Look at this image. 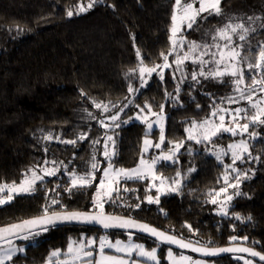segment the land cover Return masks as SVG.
Returning <instances> with one entry per match:
<instances>
[{
  "label": "trees",
  "instance_id": "obj_1",
  "mask_svg": "<svg viewBox=\"0 0 264 264\" xmlns=\"http://www.w3.org/2000/svg\"><path fill=\"white\" fill-rule=\"evenodd\" d=\"M87 3L88 0H0V183L18 182L29 168L37 164L43 135L53 133L60 135L62 140L76 139L81 134L78 132L89 125L85 121V109H89L90 99L114 105L122 103L129 85H132L142 99L135 100L130 108L145 103L153 107L161 105L162 96L169 89V86L163 88L161 85L149 89L150 81L141 88L139 72L138 78H134L129 75V70L140 65L137 50L148 66L159 64L160 53L168 51L174 0H104L79 15L67 16L68 10L75 13L77 5L86 6ZM220 6L224 10L223 16L202 15L205 22L202 25L203 19H198L193 29L201 26L211 33L229 22L255 28L247 42L235 38L237 43L245 45L242 54H247L249 45L255 49L258 43L264 42L262 20L253 22L248 19L264 17V0H222ZM193 29L188 39L197 40L195 36L203 29L192 33ZM241 66L245 76L249 77L247 82L251 83L252 73L246 65ZM223 80L225 82L200 79L191 90L195 97H184L183 107L172 111L170 124L174 122L181 127V120L183 125L189 120L203 119L213 108L229 106V96L237 98L236 103H231L234 107L251 113L245 107L248 102L240 100L239 93L233 91L231 78L224 77ZM81 90L87 95L82 97ZM131 116L126 112L124 117ZM254 128L258 135L249 145L251 156L244 159L251 160L256 156L260 158L259 163L251 180L242 186L243 195L233 201L229 212L241 215L244 220L220 218L204 205L203 191L215 183L216 173L220 171L215 159H207L210 166L202 167L206 173L195 174L192 183L180 194L164 195L154 205L145 203L146 196L152 194L151 190L149 194L147 191L148 181L121 182L120 194L124 201H107L104 211L148 223L193 243L199 241V244L206 245L211 241L209 247L243 243L264 254V124ZM141 130L142 126L133 122L113 131L116 155L112 162L115 167L131 168L138 162L143 140ZM173 134L170 128L166 131L169 138ZM182 137L183 134L177 136ZM90 140L89 137L86 141H78L74 146L54 143L47 149L46 158L63 162L61 164L68 165L69 171L86 172ZM219 140L225 146L231 139L221 136ZM214 142L220 144L218 140ZM105 165L101 162L99 168L102 170ZM95 176L97 179L92 187L73 190L71 195L65 191L66 186L70 187L69 179L61 174L46 180L47 190L38 186L32 195L16 196L12 202L0 206V227L39 215L42 206L50 204L52 198L59 199L67 210L93 211L92 199L101 171ZM124 186L134 191L124 192ZM188 191H194L195 197L189 196ZM136 204L140 205L139 208L135 207ZM54 207L59 210V206ZM249 216L250 221L246 219ZM185 225L195 232L194 237L187 234ZM104 233L124 237L119 232L95 228L58 227L40 236L38 245L28 241L24 245L25 251L13 257V262L5 264H45L52 250H65L70 240H79L82 236L96 239ZM133 236L147 247H159L160 264H167L163 246ZM233 236L239 240L229 242ZM211 261L215 264H245L231 256ZM252 264L258 263L252 261Z\"/></svg>",
  "mask_w": 264,
  "mask_h": 264
},
{
  "label": "snow or ice",
  "instance_id": "obj_2",
  "mask_svg": "<svg viewBox=\"0 0 264 264\" xmlns=\"http://www.w3.org/2000/svg\"><path fill=\"white\" fill-rule=\"evenodd\" d=\"M104 0H88L86 6L77 5L75 13L73 10L67 11V16L72 17L74 14L79 15L82 12L92 9L99 3H103ZM199 7H196V4ZM221 0H174V5L171 14V27H170V49L167 52H161L160 56L164 60V64H156L154 66H148L144 64L143 58L139 50H137V58L140 60V65L138 68L139 78L141 81L140 87L143 88L147 84V76H151L152 73L156 72L158 68L161 69V79H163L162 69L168 68L170 66L169 56L177 52V48L183 52V55L177 54L175 60L172 61L177 66L178 71H182V66L185 61L189 59L192 60L194 64L198 63L200 68L199 71H194L191 74L192 81L199 83L198 76L204 77L205 79H218L220 82H225L224 77H230L232 84L234 85L233 91L239 93V99L245 100L254 109L252 114H249L244 108H236L234 111L228 114L232 116L230 122H225V116L221 115L220 112H227L225 109H216L211 113L212 117H217L220 123H216L214 120L205 117L203 120L197 121L192 120L190 125L184 129L186 133V138L188 141H193L195 144H201L202 142H212L213 137L218 136L221 132H230L233 136L237 135V132L241 135L247 133L249 128L256 123L264 124V96L260 99L254 97V93L259 91V93H264V42L257 44L255 49L248 46L247 54H242L245 51L244 43H237L234 37L238 38L240 42H247L249 34L256 31L244 23H226L222 27H218L212 34V44L208 43H197L194 41H187L183 35V28L192 29L194 25L198 24V19L203 18V13H208L209 15L223 16L224 10L221 8ZM109 7H113L109 5ZM250 21H255L256 19H261V27L264 28V17H249ZM23 31V29H19ZM218 41H223V44ZM215 48L216 51H210L211 48ZM205 57H210V59H205ZM241 65H246L247 69L252 73L250 76L251 83H248L249 77L245 76L244 68ZM137 69H130L129 75L135 74ZM129 94H132L138 89H134L132 85L128 88ZM177 94L180 89L177 87ZM80 95L86 96L87 94L81 90ZM171 96V94L166 93V97ZM127 99V97H125ZM176 99V97H173ZM228 102L236 103L237 98L233 96L227 97ZM93 105L97 109H103V111H108V104L97 103L92 101ZM132 101L129 100L128 104ZM125 104L123 107H128ZM199 107V105H198ZM147 109V113L144 115L138 114L136 119L140 120L141 123L146 124V131L144 133L143 144L141 147V158L136 167L131 169L116 168L112 162V157L116 155L114 150L115 141L112 136H107L104 141V157L109 161L108 166L102 169L103 175L99 179V183L96 185V191L93 194L92 204L93 212L80 211V210H67L66 207L61 204L59 199L52 198L50 204H45L42 206V211L39 215L24 219L18 223L11 224L7 227H0V240L7 239V243L10 245L7 248H0V264H5L6 261L13 262V257L18 253H23L25 249L23 247H12V239L8 237H15L16 239L31 241L35 244H39V237L43 234L57 229L60 225L75 223V224H96L105 230L111 228H137L141 232H146L151 236L155 237L160 243L175 244L181 249H189L193 252L201 253L204 256H216L221 252H245L252 257H259L260 261H264V255L254 251L251 248H211L208 245H200L199 241H184L182 239H177L175 236L167 235L163 231H158L155 228H151L146 224H138L131 218H123L120 216L108 214L104 211V204L106 201H111L115 203L116 200L124 201V197L120 194L121 180H143L150 177L153 183L149 184L148 190L155 187L157 195L153 197L152 195H147L146 199L149 204L159 203L160 195L167 193H180L182 188V173L177 170L175 177H164L163 175H158L156 171V165L159 161H172L173 163H178L177 153L180 148L184 146L185 141L180 140L178 142L168 141L171 145L169 150L164 153L162 152L159 156L152 157L151 160H146L144 154L148 152L149 148L160 149L161 145L165 143L164 135V105L160 106V112L153 111V107L149 103H145L141 112ZM123 108H121V111ZM87 111V109H85ZM89 117L95 119L92 113H88ZM150 116L156 117V124L160 126V142L153 143L149 139V134L153 129V121L149 119ZM118 114H114L110 117V120L115 122L118 119ZM240 121H248L245 123H240ZM101 127H107L103 121H100ZM127 123V121H125ZM229 124L235 125V127H230ZM120 125H116L119 127ZM255 137V133L250 134ZM45 140L57 139L59 142L64 144H77L78 141L87 139L86 133H81L76 139L62 140L59 137H53L47 135L44 137ZM109 141H111V148L109 146ZM100 140L93 141V144L100 143ZM229 151L232 154V165L225 166V174L222 176L225 187L220 188L215 192L211 199V203L216 204L217 197L221 194H226L228 188H233L236 191L233 194H227L224 200L221 202L220 211L224 215H228L227 207L228 202L233 200V195L239 196L243 195L239 191L240 183L242 179L248 178V174L245 171H241L233 165L237 161H244L245 154L251 156L249 152L248 144L246 141L241 140L239 143H230L227 145ZM188 152L190 155H194L193 149L189 148ZM225 154L222 150H218L215 155L217 160H221V156ZM252 159L259 160V157H253ZM49 161L45 160L44 164H48ZM55 164V161H52ZM63 163V162H60ZM90 170L86 171L85 174L80 175L75 171L69 172L65 169V174L69 175V186L65 187V191L72 194L73 190H81L85 188L92 187L93 182L97 179L95 172L101 171L98 166L96 156L93 155L89 161ZM231 172L236 173L232 180L235 182H230L228 169ZM59 169L57 167H42L40 172L36 170L35 167L29 168L27 173L24 174L23 178L19 183H0V206L10 203L14 200L16 196L21 195H32L37 190V182L42 181L44 177H51L57 174ZM190 172L195 171L194 167H190ZM30 173V175H28ZM42 173V174H41ZM155 181H159L156 184ZM59 187V185H57ZM124 192L134 191V189H129L127 186L123 188ZM47 199V195H46ZM59 206V210L56 207ZM131 207V205H127ZM139 204L135 207L139 208ZM99 209L98 212L95 210ZM236 220H244L245 218L240 215L235 216ZM251 220L249 216L246 218ZM246 240L247 237H244ZM231 241L237 240V237L233 236L230 238ZM96 241L93 239L72 241L70 240L67 245V250L61 252V250H53L50 252L49 256L46 258L45 264H141L140 259L144 261L151 262V264H159L157 259V249L152 248L151 250H145V246L140 243L132 242V236H128V242L125 243L117 239L114 243L110 242L107 236L99 237L98 247H94ZM106 249L111 250L116 253V255H109L106 253ZM168 259L171 264H203L201 261H192L191 257L181 255L177 260L173 256L171 250L168 251ZM245 264H252L251 260H246Z\"/></svg>",
  "mask_w": 264,
  "mask_h": 264
},
{
  "label": "rangeland",
  "instance_id": "obj_3",
  "mask_svg": "<svg viewBox=\"0 0 264 264\" xmlns=\"http://www.w3.org/2000/svg\"><path fill=\"white\" fill-rule=\"evenodd\" d=\"M173 5H174V3H173ZM173 5L171 7V14H172ZM195 6L199 7V4L197 3ZM207 14L208 13H203L202 15H207ZM204 18L205 17L202 18L203 19L202 22H201L202 25L205 22ZM222 26H220V27H222ZM170 27H171V24H170ZM193 28H194V26H193ZM192 29H187L186 27L183 28V35H184V37H185V39L187 41H194V42L201 43V44L202 43H208V44H212L213 43L212 34L215 32V30L213 32H211V33H208V31H206L204 28H201V26L196 27L195 29H193L192 33H196L200 29H203V31L199 32L195 36L197 40H193V39L190 40V39H188V34H189V32ZM169 36H170V29H169ZM235 38L236 37H234V40H235ZM218 42L223 44V41H218ZM170 47H171V45L169 44L168 50L170 49ZM210 51L215 52L216 49L213 47V48L210 49ZM177 54L183 55V52L180 50V48H177V52L173 53V55L169 56L168 59H169L170 66L168 68L162 69L163 79H161V69L160 68H158L156 72L152 73L151 76H147L146 75L147 82L150 81L149 89L150 88L151 89H156V88L159 87L158 85H161V87H163V88L169 86V89L165 91V94L162 96L163 99L161 101V105H164V117L165 118H164V121H163V126H164L165 143H163L161 145L160 149H156L154 147L149 148L148 152L144 154V158L146 160H151L152 157L159 156L162 152L166 153L169 150V148L171 147V145L168 144V141L178 142L180 140H184L185 141L184 146L181 147L179 152L177 153V159L179 161L178 163H173L172 161H159L157 163V165H156L157 174L158 175H163L164 177H175L177 170L181 171L183 179H182V188H181L180 193L183 191V189L188 184L192 183V179H193L195 174L200 173V171H202V173H206L205 170L202 169V167L203 168H207V166H210V164L208 163L207 159H212V160L215 159L214 160V161H216L215 164L218 165L220 171L218 170V172L216 173V177H215L216 181H215V183L212 186H210L209 189H207L206 191H203V193H204L203 197H205L204 205H207L212 210V213L214 215L220 217V218L229 219L228 217H230L231 220L237 221L235 219V216L237 214H234V213H232V214L230 213L229 214V212L231 210L233 201L236 198L240 197V195L239 196L233 195V200L228 202V207H227L228 215H224L220 211L221 202L224 200V197L227 194H233L236 191L235 189L228 188V192L226 194H221L220 197H217V201L218 202L216 204H213L210 201H211V199H212V197H213V195L215 194L216 191H218L220 188L226 186L224 184L222 176L225 174V166L226 165H232V159H233L231 151L228 150L227 145L230 144V143H239L241 140H243V141L247 142L248 148H249L250 143L255 138V137H252L250 134L251 133H255L256 135H258L254 131V129H255L254 127H257L260 123L253 124L249 128V131L247 133H244L243 135H241L239 133V131L237 132V135H235V136H233L230 132H221L218 136L213 137L212 142H202L201 144H195L193 141H188L187 138H186V133H185L184 129L190 125L192 120H189V121L185 122L183 125H182L183 120H181V122H180L181 127H179V125L175 124L174 122H171V124H170L169 119L173 118V114H172L173 110H176V109H179V108L183 107L182 100L184 99V97L189 96V97H191V99H193L195 97V94L192 93L191 90H194L198 83L195 82V81H192L191 74L194 71L198 72L200 66H199L198 63L194 64L192 62V60L189 59L188 61H185L184 65L182 66V71L176 70L177 66L174 63H172V61L175 60ZM205 59H210V57H205ZM159 64L160 65L164 64V60L162 58H161ZM154 65H156V64H154ZM154 65H152V66H154ZM134 68L137 69V71L135 72V74H132V75H133L134 78H138L137 77V72H139L138 71L139 67L137 68V66H136ZM200 79H204V77L198 76V81ZM229 79H230V77H227V80H229ZM177 87H179V89H180L178 94H177V91H176ZM166 93L171 94V96L166 97ZM144 94L145 93H143V95ZM137 95H138L137 91L132 93V94H129V91H128L127 99L124 98L123 100H121L122 103H118V104H115V105L111 104L109 102H102L101 100L96 99V98L90 99L89 101L87 100L89 109L85 112V119H86L85 121L89 125H87V127H84L83 131L78 132V135L80 133H86L87 134V139H85L84 141L88 140L89 137L91 139L90 142H89V144L91 146V148H90L91 152L87 155L88 156V159H87L88 161H87V164H86V166H87L86 170L87 171L90 170L89 161L91 160V157L93 155L96 156V159H97V162H98V166H100L101 162L106 164L102 169H104V168H106L108 166L109 161L105 159L104 154H103L104 153V141L106 140L107 136H112L113 140L115 141V145H116L115 134L113 133V131L116 130V129L121 128V126H123V125L125 126V125L131 124L133 122H136L138 125L142 126V130L140 131V133L143 135L142 139H144V133L146 131V124L145 123H141V121L136 119V117H137L138 114L144 115V114L147 113V109H144L143 113L141 112V109L143 108V106L145 104H143L141 106L137 105V106H135V108L134 107L130 108V105H133L135 100L142 99V97L137 96ZM262 96H264V93H259L258 90H257L256 93H254V97L256 99H260ZM173 97H176V99H173ZM93 100L95 102H97V103L108 104L109 110L105 112V111H103V109L95 108L93 103H92ZM129 100L132 101L131 104H128ZM166 101H168V104H165ZM123 103L124 104H128V107H123V110L121 111L120 107L123 105ZM157 106L158 105H154L153 106V111L158 113V112H160V106H158V107ZM245 107L251 111V113H249V114H252L254 112V109H252V107L249 105V103H247V105H245ZM128 108H130V109L126 110ZM223 108H224V106H217V107L213 108L211 110V112L206 117L209 118V119L214 120L217 124L220 123V121H219V119L217 117H212L211 116V113H212L213 110L223 109ZM236 108H238V107H234L233 104H229V106L224 108L225 110H228L227 112H223V111L220 112L221 115L225 116V122L226 123L230 122L232 120V116L229 115L228 113L234 111ZM89 112L92 113V115H93V117H95V119L89 117V115H88ZM126 112H128V114H132V116L125 118L124 116H125ZM114 114H118V117H119L115 122L110 120V117L112 115H114ZM149 119L151 121H153L154 123H153V129H152L151 133L149 134L151 136H149L148 138L151 139L153 141V143H159L160 142V126H159V124L155 123V121H156V117L155 116H150ZM203 119H200V120H203ZM262 119H264V117H262ZM193 120H196V119H193ZM200 120H197V121H200ZM100 121H103L104 124L107 127H101ZM125 121H127V123H125ZM245 122H248V121H240V123H245ZM116 125H120V126L116 127ZM229 126L230 127H235V125H233V124H229ZM169 128L171 129V131H174V134L171 135L172 138H169L166 135V131ZM177 131H178V133H177ZM181 131H183V132H181ZM109 132H111L113 134H110ZM93 133H95V134L93 135ZM179 134H183V137L182 138H177V136ZM50 135L53 136V137H59L61 139L60 135H53V133H51ZM118 135H120V133ZM45 136H47V135H43L40 138V142H41L40 143V150H38V152H37L38 154H40V157L38 158L37 164L34 165L33 167H35L38 172H40V169L42 167H48V168L57 167L59 169L55 176L44 177V179L42 181L37 182V189H38V186H41L40 188L47 190L48 188L46 187V184H45L46 180L55 178L57 176H60L61 174L66 179H69V175L65 174V169L68 170L69 166L68 165L63 166V164H61L59 162H56V161H55L56 163L53 164L52 160L46 158L47 149H49V147L51 145H53L54 143H58L60 145H64V143L59 142L57 139H53V140H50V141L45 140L44 139ZM221 136H227V138L230 137V139H231L230 142H228V144H226L225 146H222V144H221L222 142H220L222 140H219V138ZM96 140H100L101 142L98 143V144H93V141H96ZM216 140H218L220 142V144L219 143H215L214 141H216ZM108 143H109V146H110V150H112L111 141H109ZM142 144H143V140H142V143H141V146H140L139 160L141 158V147H142ZM98 145H101V146L98 147ZM78 147H80V145ZM189 148L193 149L194 155H190L189 154V152H188ZM218 150H222L223 153H225V154H223L221 156V160H219V161L217 160L216 155H215V153ZM246 157H249V156L247 154H245L244 158H246ZM254 157H256V156H254ZM112 159H113V157H112ZM45 160L49 161V163L46 164V165L44 164ZM139 160L131 168L136 167L138 165V163H139ZM258 163H259V160H255V159H253V160L252 159L251 160H249V159L245 160L244 159L243 162L242 161H237L236 164L233 165V167H236L237 169H239L241 171H245L248 174V178L242 179V181L240 183V187H239V191L240 192H241L242 186L246 182L251 180V176L254 174L255 169L258 166ZM204 165H206V166L204 167ZM190 167H194L195 171L190 172L189 171ZM116 168H121V167H116ZM131 168H125V169H131ZM71 171H75V170H71ZM71 171H69V172H71ZM78 174L83 175V174H85V172H82V173L79 172ZM95 174H96V172H95ZM28 175H30V173H28ZM102 175H103V172L101 170L100 178L102 177ZM228 175H229L230 182L234 183L235 181L232 180V177H234L236 175V173L231 172V169L229 168L228 169ZM19 181L15 182V183L18 184ZM124 181L125 180H121V182H124ZM127 181H131V180H127ZM138 181H140V183H141V181H148L147 191H148V194H149V190H148L149 184L153 183V181H151V178L148 177V178H145L143 180H138ZM98 183H99V181L97 182V184ZM155 183L159 184V181H155ZM150 190L152 191V194H149V195H152L153 197H155L157 195L156 188L153 187ZM173 193H174V195L175 194H180V193H176V192H172V193L165 192L164 194H161L160 197H162L164 195H168V194H173ZM205 193H206V196H204ZM187 194L189 196H191V197H195L194 191H188ZM145 203L149 204L147 202V199H145ZM154 204H157V203H152V205H154ZM91 210H93V207L91 208ZM95 211L98 212L99 209H96ZM185 228L188 231V233H187L188 235H190V236L195 235V232L191 229V227L189 225H185ZM122 234L124 235V237L121 236V235L113 236V235H111L109 233H104V234L98 235V237L96 239L93 236H90V237L82 236L79 240H75V241L93 239L94 241H96V244L94 245V247H98L99 237H101L102 235L103 236H107L108 240L110 242H112V243H114L117 239L127 243L128 242V236L131 235L132 236V242L140 243V244L144 245V243L141 240H135L134 236L132 234H124V233H122ZM192 237H194V236H192ZM238 240L239 239H237L235 241L229 240V242H236ZM27 242L28 241L20 240V239H16L15 238V239H12V245L11 246L12 247L19 246V247L25 248L24 245ZM9 246L10 245L7 243V241H4V242L0 243V248H7ZM152 248H156L157 249V259L159 260V264H160V258H159V254H158L159 253V247H155L154 246V247L150 248V247L145 246V250H151ZM66 250H67V246H66L65 250H63L61 252H64ZM169 250L170 249H166L165 248V260L167 261V264H171L170 260L168 259V255H167ZM105 251L109 255H116V253L112 252L109 249H106ZM172 253H173V256L177 258V260L179 259V257L181 255H183V256L191 257L192 261H201V262H203V264H215L211 260H202V259H198V258H195V257H192V256H188L186 254L176 253L174 251H172ZM18 254H20V253H18ZM232 257H233L234 260H237V261H240V262H243V263H245L246 260H250V259H247V258H242V257H237V256H232ZM133 258L134 259H140L141 260V264H151V262L144 261L142 258H136V257H133ZM7 262L8 261H6L5 263H7Z\"/></svg>",
  "mask_w": 264,
  "mask_h": 264
},
{
  "label": "water",
  "instance_id": "obj_4",
  "mask_svg": "<svg viewBox=\"0 0 264 264\" xmlns=\"http://www.w3.org/2000/svg\"><path fill=\"white\" fill-rule=\"evenodd\" d=\"M87 212H93V211H87ZM120 217H123V216H120ZM123 218H130V217H123ZM131 219L134 220L138 224H146V225H148L151 228L157 229L158 231H163V230H160V229H158V228H156V227H154V226H152V225H150L148 223L141 222V221L135 220L133 218H131ZM16 223H18V222H16ZM10 225H5V226H2V227H7V226H10ZM59 227H88V228L99 229V230L104 231V232H119V233H124V234H132V235H136V236H139V237H143V238L149 239V240H151V241L163 246L166 249H170L172 251H177L179 253L186 254L188 256H192V257H195V258H198V259H202V260H218V259L226 257V256H231V257L232 256H237V257H243V258L250 259V260H252V261H254V262L258 263V264H264V261H260L259 257H252L248 253H245V252L230 251V252H221V253H219L216 256H204L201 253L193 252V251H191L189 249H181L175 244L160 243L155 237L151 236L150 234H148L146 232H141L137 228H127V229L111 228V229L105 230V229H103L102 227H100L99 225H96V224H84V225H82V224H75V223L63 224V225H60ZM163 232L166 233L167 235L175 236V235L167 233L165 231H163ZM175 237L177 239H182V238H179L177 236H175ZM8 238L15 239V237H8ZM182 240H184V239H182ZM4 241H7V239L0 240V243L4 242ZM184 241H187V240H184ZM245 247L251 248L254 251L264 255L263 253L259 252L255 248L250 247L248 245H245L243 243H232V244H227V245L221 246V247H211V248H232V249H237V248H245Z\"/></svg>",
  "mask_w": 264,
  "mask_h": 264
}]
</instances>
